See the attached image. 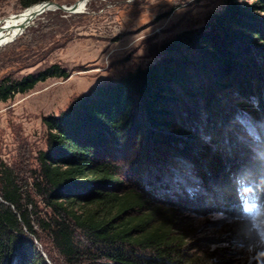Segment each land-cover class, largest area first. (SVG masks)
I'll return each instance as SVG.
<instances>
[{"label":"trees","instance_id":"16d2710c","mask_svg":"<svg viewBox=\"0 0 264 264\" xmlns=\"http://www.w3.org/2000/svg\"><path fill=\"white\" fill-rule=\"evenodd\" d=\"M165 50L44 118L33 189L48 220L16 168L0 164V264H49L36 224L69 264H225L219 250L192 251L189 211L227 214L246 240L255 220L264 228V0H228L205 28L183 31ZM69 76L58 63L5 76L0 101ZM182 169L201 192L184 181L176 199L152 189L156 173Z\"/></svg>","mask_w":264,"mask_h":264},{"label":"rangeland","instance_id":"374dc122","mask_svg":"<svg viewBox=\"0 0 264 264\" xmlns=\"http://www.w3.org/2000/svg\"><path fill=\"white\" fill-rule=\"evenodd\" d=\"M0 0V20L45 1L73 5L82 0ZM228 0H87L82 12L46 10L22 35L0 46V79L19 80L52 64L70 76L51 77L34 89L0 101V164L16 168L21 184L38 206V217L48 220L51 210L33 189L38 155L46 149L44 118L59 116L99 85L118 81L127 73L167 57L165 45L188 29L205 28L223 12ZM172 171V170H171ZM162 170L152 178L155 191L168 198L186 190L201 192L187 169ZM185 233L194 252L221 251L225 264H264V228L252 225L250 240L236 234V221L219 211L185 212ZM36 221V220H35ZM38 223V222H37ZM188 223V224H187ZM182 226V225H181ZM35 242L49 264H69L55 248L49 232L39 224Z\"/></svg>","mask_w":264,"mask_h":264},{"label":"bare ground","instance_id":"6f19581e","mask_svg":"<svg viewBox=\"0 0 264 264\" xmlns=\"http://www.w3.org/2000/svg\"><path fill=\"white\" fill-rule=\"evenodd\" d=\"M87 0H82L76 8L77 12L85 11ZM42 3L35 4L19 14L12 15L4 20H0V45L6 43L14 37L19 36L31 22L44 12Z\"/></svg>","mask_w":264,"mask_h":264},{"label":"water","instance_id":"95a60500","mask_svg":"<svg viewBox=\"0 0 264 264\" xmlns=\"http://www.w3.org/2000/svg\"><path fill=\"white\" fill-rule=\"evenodd\" d=\"M78 3H75L73 5L67 6V5H63V4H59L56 2H51V1H45L42 2L43 6H44V10H53V9H60V10H64V11H69V12H77L76 8L78 7ZM23 33H21L20 35H22ZM17 37L12 38L11 40L7 41V43H10L12 41H14ZM2 46V45H0Z\"/></svg>","mask_w":264,"mask_h":264}]
</instances>
